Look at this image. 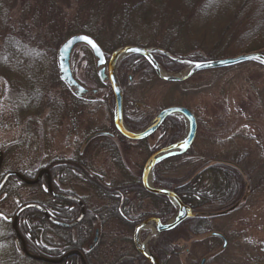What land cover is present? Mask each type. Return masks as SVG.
<instances>
[{"label": "rangeland", "instance_id": "obj_1", "mask_svg": "<svg viewBox=\"0 0 264 264\" xmlns=\"http://www.w3.org/2000/svg\"><path fill=\"white\" fill-rule=\"evenodd\" d=\"M107 10L105 0H13L11 8L0 17L2 173L20 170L34 175L47 169L52 161L82 156L102 183H121L142 176L151 150L160 145L162 133L158 130L141 144L97 136L114 130L115 98L109 81L100 80V67L85 44L76 45L70 58L73 76L87 89L85 95L77 97L76 91L60 78L58 50L69 33L92 24L102 29L104 43H117L115 36L121 26H116L115 12L108 16ZM133 18L131 34L135 40L130 45L155 47L165 37L167 22L157 29L146 26V21L153 23L157 18L143 11ZM181 44L187 49L188 39H182ZM112 53L113 48L105 55L109 58ZM191 54L179 56L187 58ZM121 61L117 75L126 118L148 120L149 124L169 106L187 107L196 116L197 134L189 153L163 162L164 176L193 174L207 160L236 161L248 185L244 202L227 214L215 216L212 233L182 239L179 253L167 264H264V65L248 61L199 71L182 82H167L146 69L124 75ZM151 178L153 182V172ZM202 183L213 184L206 176ZM59 185L85 198L92 209L103 210L109 205L107 197L100 196L79 177H69ZM13 188L0 203V264H39L25 259L8 217L16 208L13 201L41 200L44 195L28 186ZM130 198L136 200L133 195ZM135 204L139 208H131L133 216L163 213L149 196L140 197ZM144 231L146 235L141 233V239L149 241L150 249L159 234ZM133 234L134 229L117 221L98 222L91 240L97 237L99 248L91 253V262L111 264L118 251L133 253Z\"/></svg>", "mask_w": 264, "mask_h": 264}, {"label": "trees", "instance_id": "obj_2", "mask_svg": "<svg viewBox=\"0 0 264 264\" xmlns=\"http://www.w3.org/2000/svg\"><path fill=\"white\" fill-rule=\"evenodd\" d=\"M105 1L108 4V16L111 12H115L116 26H121L115 36L117 43L111 42L110 46L104 43L101 37L102 29H97L92 24L68 35H89L105 52L111 51L112 48L114 51L121 46L133 44L135 40L131 34L133 16L143 11L145 15L157 18L153 23L146 21L147 27L156 26L159 29L167 22L166 28L164 27L165 37L155 47L176 57H180L181 53L191 52L192 54L187 57L188 60H212L233 57L237 52L244 54L264 48V0H137L133 3L125 0H114L115 3ZM12 3L13 0H0V17L11 8ZM68 35L65 37L67 38ZM186 38L189 41L187 49L181 44V40ZM154 57L169 72H180L185 67V64L178 63L162 53H154ZM120 69L124 75L143 69L153 73L151 65L140 55H130L124 58L120 63ZM147 121L144 119L130 120L125 117V123L132 130L144 129L148 125ZM113 129L110 133L102 132L97 136L119 137L121 140H127L116 130L115 126ZM159 131L162 133L160 145L153 148L151 153L180 140L186 131V121L177 116H170L160 126ZM145 141L147 139L137 141V143L141 144ZM189 151L160 162L153 170V186L173 190L195 213V216L188 218L177 228L160 233L157 242L150 247V251L159 257L162 264H167L174 254L179 253L177 248L182 239L212 233L213 219L216 216L212 214L231 211L244 202L247 196L248 185L236 161L207 160L193 174L181 177L164 176L161 170L163 162L183 158ZM46 167L51 172L55 193L79 197L59 185V182L69 177H79L90 183L100 196L107 197L109 205L103 210L92 209L85 198L79 197L85 204L86 213L84 218L71 228L53 224L34 207L23 210L18 218V228L26 241L29 252L34 255L58 259L67 252L77 249L83 253L88 264H93L90 255L99 248V242L98 240L94 242L95 238L93 241L91 238L98 222L105 223L114 220L124 225L125 228L135 229L148 217L156 216L162 222H166L177 212V208L167 197L148 193L142 185L141 177L121 183H102L98 176L91 173L82 156L55 160ZM19 172L30 179H35L39 174V171L34 175L20 170ZM7 173H2L0 170V183ZM203 176H206L213 184L202 183ZM22 185L39 191L44 195V199L34 198L26 202L13 201V206L15 205L16 208L8 217L9 221L13 222L19 208L29 203L39 204L60 222L72 223L81 215V206L77 201L58 198L50 193L46 175L36 184H26L16 176L10 177L0 191V203L4 202L3 197L5 198L6 194L14 191L13 187ZM131 195L136 200L131 199ZM144 195L155 199L156 206L162 209L163 213L131 215V208H139V205L135 203ZM97 230L99 229L95 231ZM146 232L143 230L142 234L146 235ZM125 239L123 237V240ZM130 242L133 253L118 251V255L111 264H150L137 252L133 236ZM24 257L39 264H52L32 260L25 255ZM99 262H101L100 259ZM58 264H82V261L75 255Z\"/></svg>", "mask_w": 264, "mask_h": 264}, {"label": "water", "instance_id": "obj_3", "mask_svg": "<svg viewBox=\"0 0 264 264\" xmlns=\"http://www.w3.org/2000/svg\"><path fill=\"white\" fill-rule=\"evenodd\" d=\"M91 41V43H89ZM78 44H85L88 46L94 57L97 60V66L100 67L98 70V75L101 81L108 80L111 86V90L113 92L115 98V111H114V126L116 130L123 135L125 138L131 141H142L150 136H152L155 132H157L160 126L165 122V120L174 115L183 116L187 123V130L185 135L178 140L177 142L161 148L148 158L143 168L141 181L144 189L153 195L165 196L167 197L177 208V212L175 216L167 222H162L160 218L156 216H151L140 222L134 229L133 234V243L137 250V252L142 255L150 264H161L160 259L158 256L153 254L149 248L147 247L146 242L141 240V232L145 229H151L155 234H160L162 232L171 231L177 228L182 222L195 216L191 207L186 205L182 199L178 196L176 192L173 190L165 189V188H158L153 186L152 183V172L157 164L167 158L176 157L185 154L191 148L197 134V119L193 111L184 106H169L167 108L162 109L159 111L152 121L142 130L135 131L130 129L124 121V109H123V89L118 79L117 75V67L121 60L130 56V55H140L144 57L148 63L151 65L155 75L160 78L161 80L167 82H182L193 76L199 71L207 70V69H215V68H225L234 66L240 63L248 62V61H256L264 65V53L262 52H250L244 53L233 57L221 58V59H212V60H201V61H192L188 60L185 57H176L172 54L168 53L167 51L158 48V47H141L135 45H125L122 46L109 56L106 57L104 50L100 47V45L89 35L86 34H76L70 36L68 39L64 41L61 47L58 50V66L61 79L71 87L76 88L77 96H82L87 92V89L81 85L73 76L71 65H70V58L71 53L74 47ZM95 45V47H93ZM154 53H162L169 57L170 59L182 63L186 65V69L180 72H169L165 70L155 59ZM0 155L2 153L0 152ZM2 161H0L1 167ZM46 175L48 180V189L50 193L58 198L69 199L77 201L81 206V215L79 218L72 222V223H65L55 220L45 208L40 206L37 203H29L23 205L19 208V210L15 213L12 225L14 232L22 245V250L26 256L31 259L42 261L45 263H52L58 264L71 256H78L80 257L82 264H88L83 253L80 250H71L63 255L61 258H49L45 256H37L29 252L26 241L22 234L18 229V218L20 213L30 207H34L38 209L50 222L55 225L64 227V228H71L78 224L85 216L86 208L83 201L76 196H67L55 193L53 191L52 186V176L49 169H42L38 176L35 179H30L21 174L17 171H12L7 173L0 183V191L6 182L12 176H16L21 179L26 184H36L38 183L41 178ZM230 212L229 210L216 213L212 215H220V214H227ZM98 230L96 231V234ZM97 237H95L94 242L97 241ZM260 264V263H256Z\"/></svg>", "mask_w": 264, "mask_h": 264}, {"label": "flooded vegetation", "instance_id": "obj_4", "mask_svg": "<svg viewBox=\"0 0 264 264\" xmlns=\"http://www.w3.org/2000/svg\"><path fill=\"white\" fill-rule=\"evenodd\" d=\"M67 86H69L68 84H67ZM70 88H72L73 90H75L76 91V88L75 87H71V86H69ZM85 94H83L82 96H77V97H83ZM124 120H125V115H124ZM110 133V132H109ZM0 152L2 153V155H0V161H2V163H1V167H0V170L2 169V164H3V161H4V151L2 150V149H0ZM9 172H12V171H9ZM8 172V173H9ZM17 172H19V171H17ZM40 172V171H39ZM149 236V235H148ZM146 239V238H145ZM147 240H148V238H147ZM150 250V249H149ZM154 254V253H153ZM157 256V255H156ZM159 258V257H158ZM161 261V260H160ZM161 264H162V262H161Z\"/></svg>", "mask_w": 264, "mask_h": 264}, {"label": "snow or ice", "instance_id": "obj_5", "mask_svg": "<svg viewBox=\"0 0 264 264\" xmlns=\"http://www.w3.org/2000/svg\"><path fill=\"white\" fill-rule=\"evenodd\" d=\"M89 43H91V41H89ZM93 47H95V45H93Z\"/></svg>", "mask_w": 264, "mask_h": 264}]
</instances>
